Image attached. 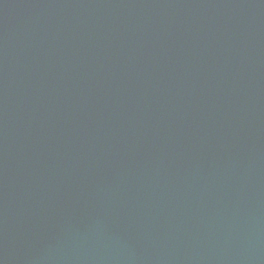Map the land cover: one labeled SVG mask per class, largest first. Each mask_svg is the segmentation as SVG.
<instances>
[{"label":"water","instance_id":"water-1","mask_svg":"<svg viewBox=\"0 0 264 264\" xmlns=\"http://www.w3.org/2000/svg\"><path fill=\"white\" fill-rule=\"evenodd\" d=\"M0 264H264V0H0Z\"/></svg>","mask_w":264,"mask_h":264}]
</instances>
